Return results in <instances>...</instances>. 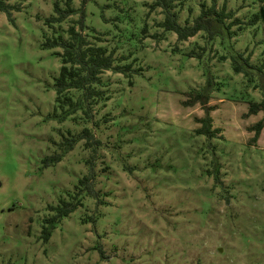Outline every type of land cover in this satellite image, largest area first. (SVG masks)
<instances>
[{
    "label": "rangeland",
    "instance_id": "1",
    "mask_svg": "<svg viewBox=\"0 0 264 264\" xmlns=\"http://www.w3.org/2000/svg\"><path fill=\"white\" fill-rule=\"evenodd\" d=\"M152 1L69 0L76 10L49 23L65 0H9L19 8L0 11V264H264V128L250 139L261 111L246 112L260 98L259 74L249 68L248 80L229 58L260 62L261 23L247 19L261 1L216 0L233 12L224 23L239 21L210 39L203 30L177 39ZM201 1L210 3L173 1L177 21ZM80 7L84 37L130 68L100 72L90 115L79 102L59 119L62 48L41 42L66 38ZM204 86L206 103L189 101ZM204 106L216 136L194 131ZM82 127L97 141L76 137ZM56 151L60 159L42 165ZM90 168L98 199L77 183ZM70 198L80 203L43 241L49 206Z\"/></svg>",
    "mask_w": 264,
    "mask_h": 264
},
{
    "label": "trees",
    "instance_id": "2",
    "mask_svg": "<svg viewBox=\"0 0 264 264\" xmlns=\"http://www.w3.org/2000/svg\"><path fill=\"white\" fill-rule=\"evenodd\" d=\"M83 1V0H82ZM173 1L179 0H153L149 6L153 7L158 5L161 7L163 13L162 19L159 21V25L165 30H172L177 39H185L188 36L195 34L199 30L205 32L206 38H212L215 34L220 33L222 30L226 33L227 37L234 33V30H230L229 25L233 22L239 21L237 17L231 18L230 22L224 23V19L233 15L232 10L225 9V5L222 3L220 7L215 4L216 0H210L207 5L201 1L199 4V11L194 15L191 20L185 19L183 23L177 21V13L174 9L175 5ZM261 1L259 8L251 13L247 19L248 24L256 22L261 23V43H262V58L258 64H252L249 61V56L243 55L241 52L236 51L230 55L231 68L235 72H241L247 75V79L250 80L251 70L253 68L258 71V85L260 91V98L258 100H250L247 104V113H256L261 111V115L254 122L248 125V129L253 133L250 139L255 140L259 131L264 128V0ZM17 3H11L9 0H0V11H4L7 16H10L12 9H18ZM81 8V7H80ZM79 8V9H80ZM53 10L56 14H51L45 18V22L59 21L66 17L68 14L74 12L76 8L70 6L69 0H65V6L60 7L58 3H53ZM77 25V28L75 27ZM223 26L224 28H219ZM85 27L83 22V9L80 10V15L74 20V24H70L66 28L67 37L64 38L60 34L53 36H46L41 42L43 46L52 47L60 46L62 48L60 54V65L58 67L57 74L54 76L53 89L55 93V99L58 105L61 107L58 114L59 119H62L70 113L79 102H83L87 109L83 110L85 115H90L89 106L92 99L100 95L99 88L95 87V83L100 80V72L104 69H112L115 71H125L130 68L128 63L117 64L114 63V56L112 51H107L104 46L89 42L82 34V29ZM93 29V28H92ZM192 55V52H188ZM199 55V52H196ZM222 57V56H221ZM209 82L208 78L206 84ZM69 88H76L81 90V97L79 99H71L69 95L64 93ZM205 86L191 94L192 98L189 101L195 99L199 100L201 104H205L207 101L208 92H204ZM204 114L198 117L200 122L199 126L194 128L196 133L204 134L208 137L216 136L219 127L212 125V118L209 115V106H204ZM88 110V111H87ZM76 137H84L85 144H89V138L92 142L97 140L92 137V133L87 127H82ZM74 139V138H72ZM69 141L66 146L71 147L72 142ZM66 142V141H65ZM62 149V150H63ZM61 157V153L56 151L41 158L42 165H48L55 161H58ZM217 178V176H214ZM93 172L90 168L85 174L77 179L79 189L84 193L98 199V192L93 187L92 183ZM80 203L79 198L61 199L56 204H51L49 208L52 213L43 218V222L40 227V237L43 241L47 240L54 223L58 221L62 216L67 215Z\"/></svg>",
    "mask_w": 264,
    "mask_h": 264
}]
</instances>
